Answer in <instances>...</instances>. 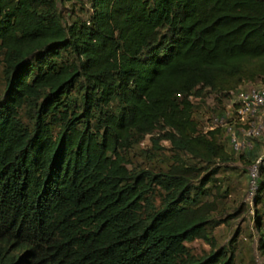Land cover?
Segmentation results:
<instances>
[{
  "label": "trees",
  "instance_id": "16d2710c",
  "mask_svg": "<svg viewBox=\"0 0 264 264\" xmlns=\"http://www.w3.org/2000/svg\"><path fill=\"white\" fill-rule=\"evenodd\" d=\"M87 3L66 20L56 0H0V264H233L196 203L216 168H130L125 150L163 125L177 148L226 153L191 95L216 91L218 112L242 78L264 81V0Z\"/></svg>",
  "mask_w": 264,
  "mask_h": 264
},
{
  "label": "rangeland",
  "instance_id": "374dc122",
  "mask_svg": "<svg viewBox=\"0 0 264 264\" xmlns=\"http://www.w3.org/2000/svg\"><path fill=\"white\" fill-rule=\"evenodd\" d=\"M56 1L66 20L86 16L87 0H83L84 8L82 9L79 0ZM261 80V75L251 79L244 77L239 85L249 86ZM4 91V78L0 72V96ZM231 93H234V89L229 91L230 97ZM217 94L208 87H203L199 94H192V117L197 123L198 131L205 132L216 126L222 127V130L216 134V138L224 145L226 153L223 156L207 161L185 149L177 148L164 135L169 128L157 125L153 131L134 137L129 148L125 150L129 158L127 165L130 168L148 167L153 170H164L180 159L187 165L195 166L200 171L199 176L216 168V172L206 183L204 192L197 190L201 176L195 177L190 187V193L199 191L196 193V203L210 201L212 204L208 226L212 229L216 246L224 247L228 252L231 248L234 249L233 264H264V247L260 240L261 234H264V184L256 198L257 191L250 188L248 177L252 162L240 156L246 148L235 151L229 142V133L225 127L215 124L216 112L212 107ZM74 96L72 105L79 102V99ZM229 96L222 97L221 105L228 101ZM22 115L23 120L30 123L28 114L22 111ZM97 124L96 119L93 118L92 125L96 127ZM256 140L260 142L257 148L260 153L263 151L264 139ZM263 167L264 163L259 166V169L262 170ZM155 200L156 202L159 200L158 193H155ZM186 244L196 254H204L210 247L209 243L202 238H194L186 241Z\"/></svg>",
  "mask_w": 264,
  "mask_h": 264
},
{
  "label": "built area",
  "instance_id": "2783aa9c",
  "mask_svg": "<svg viewBox=\"0 0 264 264\" xmlns=\"http://www.w3.org/2000/svg\"><path fill=\"white\" fill-rule=\"evenodd\" d=\"M227 100L215 113V124L225 127L235 151L244 148L257 150L260 142L256 139H264V81L240 86ZM262 150L249 166L248 177L252 190H257L260 179H263L264 169L260 170L259 166L264 163V144Z\"/></svg>",
  "mask_w": 264,
  "mask_h": 264
}]
</instances>
